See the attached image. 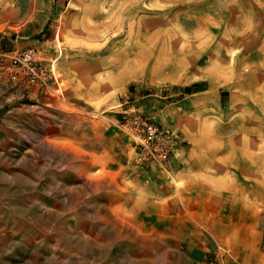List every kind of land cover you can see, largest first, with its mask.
I'll return each mask as SVG.
<instances>
[{
    "label": "rangeland",
    "instance_id": "rangeland-1",
    "mask_svg": "<svg viewBox=\"0 0 264 264\" xmlns=\"http://www.w3.org/2000/svg\"><path fill=\"white\" fill-rule=\"evenodd\" d=\"M14 48L64 87L0 89V264L260 261L264 0H0ZM131 110L176 133L168 163Z\"/></svg>",
    "mask_w": 264,
    "mask_h": 264
},
{
    "label": "built area",
    "instance_id": "built-area-1",
    "mask_svg": "<svg viewBox=\"0 0 264 264\" xmlns=\"http://www.w3.org/2000/svg\"><path fill=\"white\" fill-rule=\"evenodd\" d=\"M58 55L44 61L33 57L30 49H0V89L16 91L19 97L29 96L34 91L62 96L63 84L55 67ZM120 125L133 137L145 159L160 165L169 162L177 143V135L172 129L135 110L125 111ZM262 243L264 246V236ZM226 264L240 263L231 261Z\"/></svg>",
    "mask_w": 264,
    "mask_h": 264
},
{
    "label": "crops",
    "instance_id": "crops-1",
    "mask_svg": "<svg viewBox=\"0 0 264 264\" xmlns=\"http://www.w3.org/2000/svg\"><path fill=\"white\" fill-rule=\"evenodd\" d=\"M62 84H63V82H62ZM31 94L37 95L38 93L34 91ZM172 155H173V153H172ZM219 249H220V251H218L216 257L212 261H210V263H212V264H226V263H229L231 261L232 262L236 261L240 264H264V251H262V250H260L261 258H260L259 262L256 263L255 259L251 258V259H249L250 261H248V263H245V261H244L245 256H242L241 260H239L237 258H234V255L229 253V252L228 253L224 252V251L222 252V248L220 246H219Z\"/></svg>",
    "mask_w": 264,
    "mask_h": 264
},
{
    "label": "bare ground",
    "instance_id": "bare-ground-1",
    "mask_svg": "<svg viewBox=\"0 0 264 264\" xmlns=\"http://www.w3.org/2000/svg\"><path fill=\"white\" fill-rule=\"evenodd\" d=\"M172 7H174V6H172ZM176 17V16H175ZM175 20V19H174ZM155 21V20H154ZM161 35V34H160ZM145 37V36H144ZM149 51V50H148ZM151 51V50H150ZM149 51V52H150ZM172 51V50H171ZM142 54V53H141ZM145 54V53H144ZM143 55V54H142ZM160 55V54H159ZM173 55V54H172ZM132 56V55H131ZM161 56V55H160ZM166 56V55H165ZM141 57V56H140ZM171 60V59H170ZM122 61V60H121ZM145 63V62H144ZM147 63V62H146ZM172 63V62H171ZM133 64V63H132ZM122 65V64H121ZM155 67V66H154Z\"/></svg>",
    "mask_w": 264,
    "mask_h": 264
},
{
    "label": "trees",
    "instance_id": "trees-1",
    "mask_svg": "<svg viewBox=\"0 0 264 264\" xmlns=\"http://www.w3.org/2000/svg\"><path fill=\"white\" fill-rule=\"evenodd\" d=\"M186 90H190V87H186Z\"/></svg>",
    "mask_w": 264,
    "mask_h": 264
}]
</instances>
